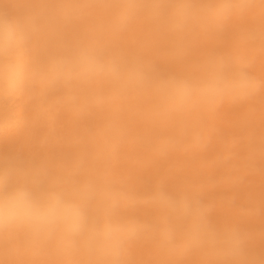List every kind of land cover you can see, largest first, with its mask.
I'll use <instances>...</instances> for the list:
<instances>
[{
	"label": "rangeland",
	"instance_id": "1",
	"mask_svg": "<svg viewBox=\"0 0 264 264\" xmlns=\"http://www.w3.org/2000/svg\"><path fill=\"white\" fill-rule=\"evenodd\" d=\"M85 1L91 15L81 32L100 60L83 77L97 79V64L103 70L89 87L95 114L85 118L82 106L72 129L71 159L95 229L73 238L72 264H228L208 232L234 226L247 235L249 264H264V0ZM221 3L225 17L212 11ZM183 4L192 5L187 18ZM7 8L0 1L5 16ZM33 38L8 57L19 48L29 65ZM240 71L260 87L231 91ZM15 131L0 134V147ZM161 192L196 202L202 216L166 212L155 199ZM105 224L121 231L104 238Z\"/></svg>",
	"mask_w": 264,
	"mask_h": 264
},
{
	"label": "bare ground",
	"instance_id": "2",
	"mask_svg": "<svg viewBox=\"0 0 264 264\" xmlns=\"http://www.w3.org/2000/svg\"><path fill=\"white\" fill-rule=\"evenodd\" d=\"M0 1L8 5V16L19 21L24 39L34 35L33 45L31 42L34 60L29 57V65L28 56L19 48L0 62V67L10 64L14 69L12 73L0 70V82L8 87L6 94L0 92V96L8 95L6 99L0 98L6 104L0 108V134L16 130L0 147V175L10 169L21 183L80 197L85 189L82 187L80 191L81 173L71 159L72 129L79 126L82 106L88 110L85 118L95 114L94 108L90 109L89 87L98 86L102 74L97 71V79L89 80L82 73L83 68L86 70L100 60L97 51L95 56L92 47L86 48L91 38L81 32L85 23L88 24L86 17L91 15L86 10L89 3L85 0ZM0 15H5L4 11ZM75 16L80 26L73 20ZM101 17L97 19L98 25L103 23ZM57 21L61 24L55 25ZM72 30L76 31L74 35ZM94 43L96 48L95 38ZM77 63L79 71L74 68ZM24 70L29 71L23 74ZM83 81L87 88L79 91ZM101 101L98 95L97 102ZM9 186L0 182V191ZM73 238L58 229L45 230L26 223L0 228V264H72Z\"/></svg>",
	"mask_w": 264,
	"mask_h": 264
},
{
	"label": "clouds",
	"instance_id": "3",
	"mask_svg": "<svg viewBox=\"0 0 264 264\" xmlns=\"http://www.w3.org/2000/svg\"><path fill=\"white\" fill-rule=\"evenodd\" d=\"M191 10L192 5L183 4L179 12L187 18ZM212 11L218 17H225L229 12V5L221 3ZM23 40L18 23L9 16L0 15V58L9 56ZM0 70L8 73L14 71L10 64L4 65ZM95 70L102 71L103 65H95ZM227 86L231 91L243 95L258 89L260 82L255 81L248 73L240 71L233 76ZM0 182L10 185L6 190L0 191V228L26 223L45 230L58 229L69 237H80L95 231L79 196L57 190H41L21 183L15 180L10 169L0 175ZM155 199L166 212L180 210L185 218L198 220L203 214L201 206L194 201L173 198L163 192ZM162 223L167 224V215L162 217ZM119 231H121L119 225L105 224L98 234L107 238ZM208 235L222 245L228 264H249L245 258L247 235L241 228L234 226L222 233L209 230Z\"/></svg>",
	"mask_w": 264,
	"mask_h": 264
}]
</instances>
